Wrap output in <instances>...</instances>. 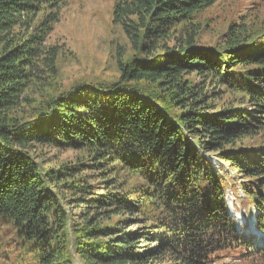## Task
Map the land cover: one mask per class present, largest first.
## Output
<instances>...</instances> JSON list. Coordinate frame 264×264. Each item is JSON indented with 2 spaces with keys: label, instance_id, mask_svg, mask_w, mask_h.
Instances as JSON below:
<instances>
[{
  "label": "trees",
  "instance_id": "obj_1",
  "mask_svg": "<svg viewBox=\"0 0 264 264\" xmlns=\"http://www.w3.org/2000/svg\"><path fill=\"white\" fill-rule=\"evenodd\" d=\"M66 2L0 0L12 264H264L225 201L240 189L264 233V16L239 0L218 25L219 0H113L116 73L65 84L47 40Z\"/></svg>",
  "mask_w": 264,
  "mask_h": 264
},
{
  "label": "rangeland",
  "instance_id": "obj_2",
  "mask_svg": "<svg viewBox=\"0 0 264 264\" xmlns=\"http://www.w3.org/2000/svg\"><path fill=\"white\" fill-rule=\"evenodd\" d=\"M62 8L59 21L48 36V43L58 44L62 48V56L59 61V81L62 83L96 81L110 79L116 73L114 55L119 46L125 44L121 27L112 22L113 0H66ZM239 0H219L217 5L211 9L209 16H214L218 25H223L222 20L230 16L235 2ZM247 7L248 13H255L257 17L264 16V0H241ZM252 1H255L254 4ZM207 13V14H208ZM223 16H225L223 18ZM213 23V22H212ZM56 150L51 148V157L59 155L66 158L74 153L68 150ZM213 165L217 160L214 155L208 154ZM222 174L227 173L233 178L235 175L222 165ZM243 193L240 189H226V207L228 215L239 227L243 234H253L255 242L264 245V236H257L251 229L250 223H255L256 211L244 204ZM0 217V264H12L16 255L17 234L10 223H6ZM2 249V250H1ZM6 254L8 260L5 263ZM239 262L232 253L224 254L219 264H232ZM79 264V263H77Z\"/></svg>",
  "mask_w": 264,
  "mask_h": 264
},
{
  "label": "water",
  "instance_id": "obj_3",
  "mask_svg": "<svg viewBox=\"0 0 264 264\" xmlns=\"http://www.w3.org/2000/svg\"><path fill=\"white\" fill-rule=\"evenodd\" d=\"M236 228L237 230L239 231V227L236 225ZM250 228L253 229V231L256 233V234H261V232L257 231L255 226L253 225V223H250Z\"/></svg>",
  "mask_w": 264,
  "mask_h": 264
},
{
  "label": "bare ground",
  "instance_id": "obj_4",
  "mask_svg": "<svg viewBox=\"0 0 264 264\" xmlns=\"http://www.w3.org/2000/svg\"><path fill=\"white\" fill-rule=\"evenodd\" d=\"M257 229V228H256Z\"/></svg>",
  "mask_w": 264,
  "mask_h": 264
}]
</instances>
